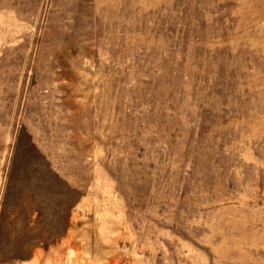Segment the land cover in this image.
Instances as JSON below:
<instances>
[{"label":"rangeland","instance_id":"obj_1","mask_svg":"<svg viewBox=\"0 0 264 264\" xmlns=\"http://www.w3.org/2000/svg\"><path fill=\"white\" fill-rule=\"evenodd\" d=\"M0 264H264V0H0Z\"/></svg>","mask_w":264,"mask_h":264}]
</instances>
